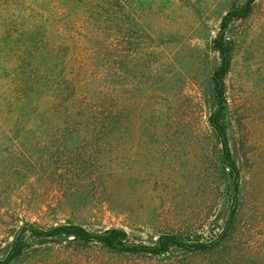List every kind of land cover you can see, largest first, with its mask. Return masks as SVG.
<instances>
[{"label":"rangeland","instance_id":"1","mask_svg":"<svg viewBox=\"0 0 264 264\" xmlns=\"http://www.w3.org/2000/svg\"><path fill=\"white\" fill-rule=\"evenodd\" d=\"M135 1H152L154 8L167 11L163 19L155 18L154 35L164 29L169 39L139 51L134 64L135 99L144 91L136 86L144 62L154 69L151 90L166 91L150 102L157 106L160 123L148 129H121L115 138L118 145L110 149L82 146L74 152V143L80 142L77 137H70L65 149L51 143L39 146L44 155L53 149L68 155L62 160L68 170L54 173L48 169L52 162H38L37 168L19 172L0 166V257L7 254L14 237L23 234L25 241L23 255L14 264H189L197 259L190 260V253L178 247L162 256L108 254L99 246L77 247L63 237L44 240L32 234L31 225L120 227L132 242L153 244L166 232L207 240L226 223L233 205L234 177L222 164L220 143L208 126L210 76L220 63L211 39L226 11L245 0ZM227 35L236 49L226 76V121L241 171V206L232 245L237 259L241 252L245 264H262L264 0H256L247 18L232 21ZM179 119L182 128L169 127ZM42 137L49 141L48 136ZM91 153L95 156L89 158Z\"/></svg>","mask_w":264,"mask_h":264},{"label":"trees","instance_id":"2","mask_svg":"<svg viewBox=\"0 0 264 264\" xmlns=\"http://www.w3.org/2000/svg\"><path fill=\"white\" fill-rule=\"evenodd\" d=\"M255 2L245 0L231 6L211 39L220 63L210 76L208 126L220 143L222 164L234 177L233 205L221 231L207 240L166 232L156 243L144 244L132 242L124 228L90 230L68 223L48 229L31 225L34 236L44 240L63 237L77 247L99 246L108 254L162 256L178 247L190 253V260L197 258L189 264H234L235 260L245 264L244 255L240 252L237 259L232 245L241 206V171L233 157L226 121V76L236 49L227 32L232 21L252 13ZM164 12L154 8L152 1L0 0V166L19 172L37 168L38 162H52L54 166L48 165L52 172L68 170L62 165L68 155L60 149L44 155L39 146L51 143L65 149L71 143L69 138L77 137L80 142L74 143V152L82 146H91L93 151L100 150L98 146L110 149L118 145L115 138L121 129L158 126L157 106L150 102L166 91L151 90L153 67H146L145 62V68L140 65L144 68L137 73V89L144 90L140 98L133 95V80L135 55L169 39L164 29L154 35L158 28L154 20L163 19ZM180 120L170 122L169 127L182 128ZM42 136H48L49 141ZM94 156L91 153L89 158ZM23 237H14L0 264L20 259Z\"/></svg>","mask_w":264,"mask_h":264}]
</instances>
